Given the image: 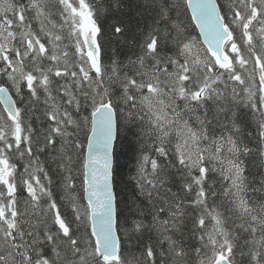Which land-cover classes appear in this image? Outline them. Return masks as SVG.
Instances as JSON below:
<instances>
[{"label": "snow or ice", "instance_id": "1", "mask_svg": "<svg viewBox=\"0 0 264 264\" xmlns=\"http://www.w3.org/2000/svg\"><path fill=\"white\" fill-rule=\"evenodd\" d=\"M0 264H264V0H0Z\"/></svg>", "mask_w": 264, "mask_h": 264}, {"label": "trees", "instance_id": "2", "mask_svg": "<svg viewBox=\"0 0 264 264\" xmlns=\"http://www.w3.org/2000/svg\"><path fill=\"white\" fill-rule=\"evenodd\" d=\"M131 153H132L131 147L127 143H125L121 148V155L119 157V163L122 166L125 173H127L128 168L132 166L130 160Z\"/></svg>", "mask_w": 264, "mask_h": 264}]
</instances>
